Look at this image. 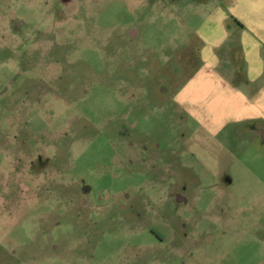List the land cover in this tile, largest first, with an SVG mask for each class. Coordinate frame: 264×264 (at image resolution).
<instances>
[{
	"label": "rangeland",
	"instance_id": "obj_1",
	"mask_svg": "<svg viewBox=\"0 0 264 264\" xmlns=\"http://www.w3.org/2000/svg\"><path fill=\"white\" fill-rule=\"evenodd\" d=\"M230 0H0V264H264V126L174 93Z\"/></svg>",
	"mask_w": 264,
	"mask_h": 264
},
{
	"label": "crops",
	"instance_id": "obj_2",
	"mask_svg": "<svg viewBox=\"0 0 264 264\" xmlns=\"http://www.w3.org/2000/svg\"><path fill=\"white\" fill-rule=\"evenodd\" d=\"M199 67L173 95L209 136L264 126V0H230L196 27Z\"/></svg>",
	"mask_w": 264,
	"mask_h": 264
}]
</instances>
